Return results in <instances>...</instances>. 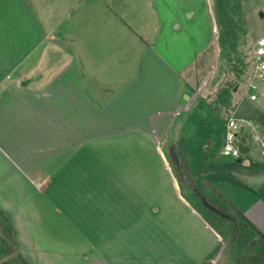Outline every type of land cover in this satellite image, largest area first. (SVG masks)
<instances>
[{
	"label": "crops",
	"instance_id": "0c3cea01",
	"mask_svg": "<svg viewBox=\"0 0 264 264\" xmlns=\"http://www.w3.org/2000/svg\"><path fill=\"white\" fill-rule=\"evenodd\" d=\"M159 14L154 0H0V209L11 217L16 241L31 264L47 261L29 205L51 190L54 177L65 168L63 157L78 158L74 171L79 170V180L83 150L90 142L133 138L146 144L136 152L151 154L160 166L162 142L173 124L178 126L174 134L181 129L186 119L180 103L187 85L184 70L194 58L172 60V41L160 39L166 25ZM187 43L195 45L192 37ZM257 99L247 94L234 111L249 147L243 158L222 154V147L209 150L200 171L264 234V150L255 151L258 144L264 149V128L255 121L264 109L255 104ZM125 168L146 171L135 162ZM180 193L174 195L178 201ZM209 193L211 200L225 202ZM182 204L192 219L187 229L193 243L179 248V242L169 239L160 253L169 264H207L225 236L193 202L183 199ZM148 212L156 215L151 208ZM160 229L161 238L165 225ZM107 248L111 252V244ZM106 258L107 264L124 263Z\"/></svg>",
	"mask_w": 264,
	"mask_h": 264
},
{
	"label": "rangeland",
	"instance_id": "374dc122",
	"mask_svg": "<svg viewBox=\"0 0 264 264\" xmlns=\"http://www.w3.org/2000/svg\"><path fill=\"white\" fill-rule=\"evenodd\" d=\"M154 1L166 25V35L160 39L172 41V60L194 58L184 70L187 85L180 103L186 107V119L177 134L178 126L173 124L166 143L162 142L165 160L160 166L151 154L142 149L136 152L146 144L133 138L90 142L83 150L79 180V170L74 171L78 158L63 157L65 168L54 177L51 190L29 205V216L37 219L41 232L37 241L46 249L45 264H107L106 257L123 259V264H169L165 253L160 252L170 241L179 242V248L193 243L188 236L192 230L187 229L192 219L183 199L193 202L225 236L207 264H237L239 257L245 256L244 249L232 243L231 223L212 215L190 188H183L178 181L176 184L168 153L181 148L196 176L201 173L207 151L221 149V128L234 117L238 101L248 94L254 45L264 34V0ZM175 19L176 25H181L179 30L171 25ZM191 37L195 45L187 43ZM199 45L205 47L195 54ZM223 91H229L231 99L218 112L215 100ZM256 94L255 104L264 109V83ZM126 148V152L118 151ZM263 150L259 144L255 148L257 152ZM134 162L144 165L146 171L129 172L125 167ZM199 183L209 195V189ZM178 189L183 198L180 201L174 196ZM150 208L156 215L148 212ZM164 225L160 238L157 233ZM109 244L111 252H107Z\"/></svg>",
	"mask_w": 264,
	"mask_h": 264
},
{
	"label": "trees",
	"instance_id": "16d2710c",
	"mask_svg": "<svg viewBox=\"0 0 264 264\" xmlns=\"http://www.w3.org/2000/svg\"><path fill=\"white\" fill-rule=\"evenodd\" d=\"M229 91H223L220 97H217L215 109L219 112L221 105L230 100ZM221 112V111H220ZM255 121L264 128V113L256 117ZM179 160L175 156H171L170 161L177 181L180 186L190 188L199 198L204 196L209 202L221 208L225 215H216L231 223V240L240 250L245 251V256H240L238 261L247 264H264V234L261 233L247 217L237 210L233 205L224 200L223 196L204 178L203 171L193 176L186 159L183 157L181 148L177 149ZM209 189L212 194L218 195L220 200H211L209 196L200 187V183ZM201 202V200H200ZM202 203V202H201ZM203 205V204H202ZM215 228L214 226H212ZM216 229V228H215ZM217 230V229H216ZM0 264H30L20 252L19 245L15 238V229L13 221L8 213L0 209Z\"/></svg>",
	"mask_w": 264,
	"mask_h": 264
},
{
	"label": "built area",
	"instance_id": "2783aa9c",
	"mask_svg": "<svg viewBox=\"0 0 264 264\" xmlns=\"http://www.w3.org/2000/svg\"><path fill=\"white\" fill-rule=\"evenodd\" d=\"M262 83H264V34L257 39L253 50L252 71L248 86V95L251 100L257 99L256 91ZM223 136L222 154L234 159H242L244 153L241 145L245 146L247 143L243 140L242 127L236 117H231L225 122Z\"/></svg>",
	"mask_w": 264,
	"mask_h": 264
},
{
	"label": "water",
	"instance_id": "95a60500",
	"mask_svg": "<svg viewBox=\"0 0 264 264\" xmlns=\"http://www.w3.org/2000/svg\"><path fill=\"white\" fill-rule=\"evenodd\" d=\"M262 15V13L260 14ZM241 150L243 153L247 152L249 150L248 146H244L241 145ZM173 156H175L178 160H179V156L176 150H173ZM200 200L203 204V206L210 211L213 214L216 215H225V213L221 210V208L215 204H212L211 202H209L204 196H200ZM20 252L22 253V251L20 250ZM23 254V253H22ZM23 256L25 257V259L28 261V259L26 258V256L23 254ZM30 263V262H29ZM31 264V263H30Z\"/></svg>",
	"mask_w": 264,
	"mask_h": 264
}]
</instances>
